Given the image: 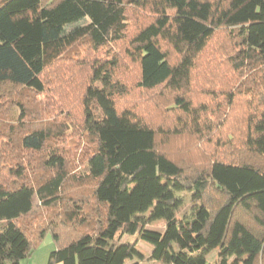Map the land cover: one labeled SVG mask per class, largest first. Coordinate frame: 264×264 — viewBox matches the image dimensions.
<instances>
[{"label":"trees","instance_id":"16d2710c","mask_svg":"<svg viewBox=\"0 0 264 264\" xmlns=\"http://www.w3.org/2000/svg\"><path fill=\"white\" fill-rule=\"evenodd\" d=\"M1 1L0 264H21L47 234V264H142L125 236L161 264H209L213 251L215 264H264V0ZM132 16L146 21L130 34ZM218 38L234 87L203 62ZM118 46L136 89L168 106L139 113L124 102L121 57L88 59ZM76 48L86 55L69 56ZM67 60L78 66L54 99L79 104L77 139L71 109L47 121L24 100L47 95V74ZM171 135L190 145L174 152ZM161 220L163 231L146 228Z\"/></svg>","mask_w":264,"mask_h":264},{"label":"rangeland","instance_id":"374dc122","mask_svg":"<svg viewBox=\"0 0 264 264\" xmlns=\"http://www.w3.org/2000/svg\"><path fill=\"white\" fill-rule=\"evenodd\" d=\"M3 1L0 2V5L2 4ZM172 13V12H170ZM132 20L131 24V32L130 34H133L138 26L143 24L146 20L145 17L144 19L140 20L134 16L130 18ZM147 19V18H146ZM89 23L88 19H83L79 22L73 23L65 28V33H70L75 31L76 29L85 26ZM221 42L219 41V38L210 46L209 51L205 54L203 58V62L208 66V71L213 74L216 78L215 81L218 83V86H221V88H227V87H234L235 84V76L233 75V71L226 66V61L224 60V55L221 54L218 51V47L220 46ZM77 50H81V56H85V52L83 51V48H76L74 50H71L70 53L68 54L69 56H73ZM113 51V52H112ZM119 56L121 57V64H120V71L119 75L123 83L127 84L128 87L131 89L130 96L127 97V99L124 100V102L128 103L129 106L131 105H136L138 107V112L140 113L143 110H150L153 108V105L156 103L162 104L164 106H168L169 103H167L165 95H158L155 98H151V96H145L143 93H141L139 90L136 89L135 84L138 80V70L136 63L130 62L127 59H125L123 56L125 55V52L121 46H118L111 50L105 49L102 53H96L93 52L92 50L89 51V56L88 59L94 61V60H100V59H106L107 56ZM216 55V56H215ZM215 56V58L212 59V57ZM73 62L76 63L73 65ZM67 60L61 64H59V67L57 69L53 68L48 74H47V79L46 81L48 82V87L49 91L47 95H43L41 97H38L36 101H33L31 99H24L26 104L30 106L32 109L29 110L35 111L36 107H40V111L46 110V114H44V118L47 121H55L58 120L59 122H63V119L65 118L64 113L62 111L66 110L67 112H70L71 109V115H69V122L73 123L75 122V125H72L71 130L68 132L69 138H78L77 136V129H78V122L76 119L78 117L80 118L81 115V108L79 104L76 103L75 99H73V94H70L71 96V103L70 105H63V100L59 97H56L54 99V94L56 93L61 94L63 91V86H67V83L70 81L69 78L70 74L72 73V68L78 66V62L76 60ZM73 65V67H71ZM77 65V66H76ZM207 72V71H206ZM61 75V77H60ZM87 76V73H86ZM76 77H81V75H77ZM83 79H85V76H82ZM208 78V77H206ZM228 79L226 82L225 80ZM222 92V91H220ZM68 92H65V94H61L63 96H66ZM58 96V95H57ZM206 99L205 97L201 96V99ZM223 101L224 99H219ZM206 101L209 102L211 105V99L207 98ZM62 104V105H60ZM73 106L75 107V110L73 109ZM7 113V110L5 111ZM4 113V114H5ZM13 115L18 116L19 115V110L15 109L13 107ZM10 115V113H8ZM168 117L171 118V115L168 114ZM74 124V123H73ZM169 132L172 131V129H169ZM172 140L174 143L178 140V144H176L175 148L171 149L174 152H177V149H180L182 145H187L189 146L190 143L187 144V139L184 137H176L175 135H171ZM172 147V146H171ZM73 150V149H72ZM74 152V150H73ZM72 152V155L74 156ZM77 165V169L82 170L83 166L81 164L80 158L78 159L77 157L74 158L72 157ZM184 198V205L181 208L182 212H186L189 207H190V193L188 192H183L180 194ZM146 217H149V214L146 215ZM165 227V222L164 221H150L146 228L150 230H155V231H163ZM123 243L130 242V243H137V249L146 257L149 259L150 253L152 252V247L139 240L137 236H125L123 238ZM54 242L52 239L51 234H47L45 239L42 241V243L38 246L36 251L32 253V255L28 256L25 258L21 264H33L32 258L36 255L37 257H34L35 261L41 262L42 258L46 257L47 255L49 256L50 253L54 249ZM39 258V260H38ZM208 263L209 264H215L217 259H218V251H213L208 255ZM137 260L134 261H128L127 264H132L133 262H136ZM142 264H150L148 261H143ZM155 264H161L155 262Z\"/></svg>","mask_w":264,"mask_h":264},{"label":"crops","instance_id":"0c3cea01","mask_svg":"<svg viewBox=\"0 0 264 264\" xmlns=\"http://www.w3.org/2000/svg\"><path fill=\"white\" fill-rule=\"evenodd\" d=\"M36 252H37V251H36ZM151 253H152V252H151ZM151 253H150V256H151ZM36 255H37V254H36ZM36 255H35L34 257H37ZM34 257H33L32 260H31V261H33V264H47V263H48V258H49L48 255H47L45 258L43 257L42 260H41V262L35 261V260H34V259H35ZM38 260H39V258H38ZM145 261H148V263H150V264H155V262L149 261L148 258H146Z\"/></svg>","mask_w":264,"mask_h":264}]
</instances>
